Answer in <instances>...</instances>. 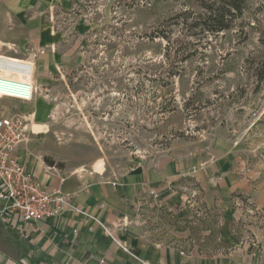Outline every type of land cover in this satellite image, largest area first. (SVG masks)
<instances>
[{
    "label": "rangeland",
    "instance_id": "rangeland-1",
    "mask_svg": "<svg viewBox=\"0 0 264 264\" xmlns=\"http://www.w3.org/2000/svg\"><path fill=\"white\" fill-rule=\"evenodd\" d=\"M185 6L205 10L199 0H0V36L14 37L7 52L32 63L37 85L32 101L2 98L0 109L30 113L21 145L51 166L168 171L166 188L191 214L147 200L138 220L156 239L216 251L230 211L202 193L232 175L263 201L233 195L232 233L248 241L264 229V0H246L219 34L185 28L175 17Z\"/></svg>",
    "mask_w": 264,
    "mask_h": 264
},
{
    "label": "crops",
    "instance_id": "crops-1",
    "mask_svg": "<svg viewBox=\"0 0 264 264\" xmlns=\"http://www.w3.org/2000/svg\"><path fill=\"white\" fill-rule=\"evenodd\" d=\"M1 1L10 6L11 0ZM26 36L28 40L36 41L35 35ZM13 38L3 32L0 40L4 44L0 48L14 42ZM19 59L31 64V70L26 73L34 80L32 63ZM40 126L43 128V124ZM17 155L45 186L61 188L85 212L68 209L56 218L25 222L21 229L17 215L1 216L0 264H264V229L256 231L252 228L260 247L256 256H251L246 240L232 233L238 213L233 205L234 194H247L263 207L261 196L249 187L246 177L232 175L227 179L230 182L223 181L218 189H207L202 193L203 202L210 209L230 211L218 235V249L204 251L185 249L180 240L176 243L156 239L138 220L147 200L173 212L180 211L182 215L191 214V207L179 204V194L166 188L169 180L164 177L170 175L168 171L139 166L112 175L106 166L103 172L99 171L101 167L95 169L93 164L97 160L48 168L52 164H46L34 152H26L22 145ZM153 192L157 194L155 199L151 195ZM260 224L264 228V224Z\"/></svg>",
    "mask_w": 264,
    "mask_h": 264
},
{
    "label": "built area",
    "instance_id": "built-area-1",
    "mask_svg": "<svg viewBox=\"0 0 264 264\" xmlns=\"http://www.w3.org/2000/svg\"><path fill=\"white\" fill-rule=\"evenodd\" d=\"M7 49L17 52L8 45L0 48V99L32 101L37 85L26 73L32 66L14 60L11 56L15 55L9 54ZM29 123L30 113L0 109V216L17 215L21 221L19 229L23 228L25 222L56 218L62 216L68 209L73 208L79 213L85 212L83 208L74 204L71 195L61 188L45 186L40 177L19 160L17 150L21 144L29 140ZM48 168L56 169V166ZM65 178L66 176L62 177V180ZM154 195L157 197L156 193ZM105 229L109 232L108 228ZM242 238L246 240L251 254L257 255L259 252V248L256 247L257 237L249 233L248 241ZM182 253L185 254L184 251Z\"/></svg>",
    "mask_w": 264,
    "mask_h": 264
},
{
    "label": "trees",
    "instance_id": "trees-1",
    "mask_svg": "<svg viewBox=\"0 0 264 264\" xmlns=\"http://www.w3.org/2000/svg\"><path fill=\"white\" fill-rule=\"evenodd\" d=\"M188 0H184L186 2ZM205 10L201 14L196 13L194 8L183 7L177 14L176 19H182L185 28L192 30L194 35L201 32L219 34L233 28L236 19L243 14L246 0H199ZM192 19V20H190ZM158 36L168 39V49L175 50L172 35L164 30L159 31ZM178 40V39H177ZM179 48H176V54ZM170 56L166 59L169 60ZM257 72L259 79L264 77V69Z\"/></svg>",
    "mask_w": 264,
    "mask_h": 264
},
{
    "label": "bare ground",
    "instance_id": "bare-ground-1",
    "mask_svg": "<svg viewBox=\"0 0 264 264\" xmlns=\"http://www.w3.org/2000/svg\"><path fill=\"white\" fill-rule=\"evenodd\" d=\"M3 44H4V43H3ZM3 44H2V41L0 40V46L3 45ZM12 58H13V57H12ZM13 59L16 60V61H19V62H24L23 60H20V59H17V58H13ZM32 81H34V80H32Z\"/></svg>",
    "mask_w": 264,
    "mask_h": 264
}]
</instances>
